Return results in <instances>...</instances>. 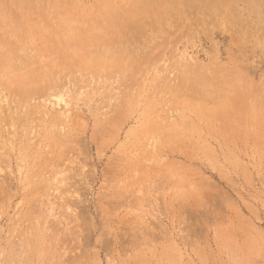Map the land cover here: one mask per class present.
I'll return each mask as SVG.
<instances>
[{"label":"rangeland","instance_id":"1","mask_svg":"<svg viewBox=\"0 0 264 264\" xmlns=\"http://www.w3.org/2000/svg\"><path fill=\"white\" fill-rule=\"evenodd\" d=\"M0 264H264V0H0Z\"/></svg>","mask_w":264,"mask_h":264}]
</instances>
